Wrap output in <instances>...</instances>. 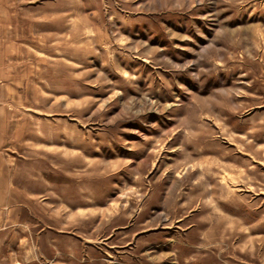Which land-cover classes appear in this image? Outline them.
<instances>
[{
    "label": "rangeland",
    "instance_id": "obj_1",
    "mask_svg": "<svg viewBox=\"0 0 264 264\" xmlns=\"http://www.w3.org/2000/svg\"><path fill=\"white\" fill-rule=\"evenodd\" d=\"M0 264H264V0H0Z\"/></svg>",
    "mask_w": 264,
    "mask_h": 264
},
{
    "label": "bare ground",
    "instance_id": "obj_2",
    "mask_svg": "<svg viewBox=\"0 0 264 264\" xmlns=\"http://www.w3.org/2000/svg\"><path fill=\"white\" fill-rule=\"evenodd\" d=\"M228 174H229V173H228ZM228 174H227V175H228ZM241 174H242V173H241ZM235 175L237 176V173H236ZM242 175H244V174H242ZM215 176H216V175H215ZM216 177H217V176H216ZM223 177H224V176H223ZM229 177H231V178L234 179L235 176L229 175ZM240 177H241V176H240ZM238 179H239V178H238ZM241 179H243V178H241ZM250 180H251V179H250ZM242 182H243V181H242ZM226 185L228 186V184H226ZM223 186H224V185H223ZM222 190H224V189H222ZM221 198H223V197H221ZM225 201H226V200H225ZM229 210H230V209H229ZM232 211H233V210H232ZM232 211H231V212H232Z\"/></svg>",
    "mask_w": 264,
    "mask_h": 264
}]
</instances>
